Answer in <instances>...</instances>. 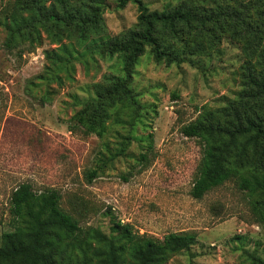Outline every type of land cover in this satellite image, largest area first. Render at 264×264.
I'll use <instances>...</instances> for the list:
<instances>
[{"label": "rangeland", "instance_id": "rangeland-1", "mask_svg": "<svg viewBox=\"0 0 264 264\" xmlns=\"http://www.w3.org/2000/svg\"><path fill=\"white\" fill-rule=\"evenodd\" d=\"M95 1L100 25L85 40L65 26L39 25L32 39L9 45L12 11L25 17L29 11L20 0H0V247L4 233L14 230L11 195L29 182L37 192L58 190L61 207L84 229L110 235L120 221L152 236V264H259L264 222L251 203L264 195L241 190L235 175L194 198L202 143L181 127L205 110L225 124L233 108L248 105L243 91L250 67L264 75V1L143 0L150 10L181 6L207 19L163 35L180 61L158 62L146 48L128 85L132 96L108 107L102 137L72 127V117L123 74L122 58L99 45L133 29L139 9L133 0ZM62 56L69 62L58 67ZM253 167L264 180L261 147ZM90 170L98 172L91 181ZM171 232L197 238L186 249L167 250L162 241ZM92 245L83 250L98 264L94 251L102 246ZM123 263H132L127 253Z\"/></svg>", "mask_w": 264, "mask_h": 264}, {"label": "trees", "instance_id": "trees-1", "mask_svg": "<svg viewBox=\"0 0 264 264\" xmlns=\"http://www.w3.org/2000/svg\"><path fill=\"white\" fill-rule=\"evenodd\" d=\"M28 16L12 11L9 22L7 43L11 45L23 38L32 39L39 25L53 28L65 26L74 31L81 40L96 30L102 17L95 0H20ZM125 4L127 0H120ZM264 1V0H263ZM138 5L139 15L136 26L122 36L101 40L100 49L108 55L122 58L120 76L113 77L110 84L100 86L98 99L87 101L72 119V127L83 126L88 133L102 137L108 107L116 101L130 98L129 83L133 69L146 48H150L158 62L180 61L178 54L164 46L163 35L169 32L179 34L181 24L207 19L202 12L176 6L167 10H150L143 0H133ZM68 57L57 58L58 67H65ZM243 96L248 105L231 110L232 120L223 124L212 112L205 110L196 120L184 124L181 132L187 137H196L202 143V157L197 166L190 194L197 199L208 191L222 185L238 175V187L254 195L257 191L264 195V180L255 177V152L264 151V75H255L250 67L246 75ZM259 107H255V103ZM146 160L147 155L142 154ZM97 170H90L87 177L91 181ZM10 211L13 215L14 230L3 235L4 245L0 247V264H94L93 259L83 249L93 243L101 245L95 249L98 264H124L127 253L131 264H152L156 240L152 236L140 234L132 224L114 222L112 234L107 235L96 228L84 229L78 221L61 207V194L49 188L41 192L33 190L29 182L21 183L11 195ZM252 210L264 222V200L253 201ZM74 237V239H69ZM192 232H171L162 241L167 250L190 247L196 241ZM92 245V246H91ZM81 249L77 256L75 250ZM93 248V247H92ZM259 264L264 260L258 259Z\"/></svg>", "mask_w": 264, "mask_h": 264}]
</instances>
